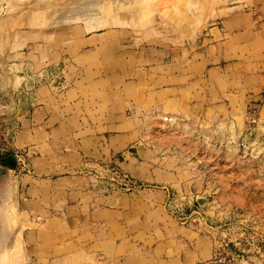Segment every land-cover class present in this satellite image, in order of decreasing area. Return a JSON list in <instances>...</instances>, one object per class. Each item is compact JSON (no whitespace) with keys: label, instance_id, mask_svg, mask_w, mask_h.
<instances>
[{"label":"rangeland","instance_id":"obj_1","mask_svg":"<svg viewBox=\"0 0 264 264\" xmlns=\"http://www.w3.org/2000/svg\"><path fill=\"white\" fill-rule=\"evenodd\" d=\"M259 6L0 0V264H264V99L254 73L198 57ZM165 70L185 104L165 102ZM116 112L122 129L90 130Z\"/></svg>","mask_w":264,"mask_h":264},{"label":"crops","instance_id":"obj_2","mask_svg":"<svg viewBox=\"0 0 264 264\" xmlns=\"http://www.w3.org/2000/svg\"><path fill=\"white\" fill-rule=\"evenodd\" d=\"M252 13L253 12L250 11V12H245L242 14H237L233 18L230 17L226 21V23L223 24L224 25L223 29H220L219 26L213 27L211 29L210 34L212 33V36L214 37L209 38L211 42H208L206 46V50L211 51V53L206 54V50L204 49V51L198 52V57L207 59V56H209L210 59L212 60V63L215 64L211 68L213 69V72L219 76L220 75L226 76V74H224L226 70H231L232 68L243 66L244 68H241V69H243L244 72L254 73V75L250 77L246 75L243 76L246 79L245 82L247 81L251 82L250 85L247 84L248 90L254 91L257 88L259 90V94H258L259 98L261 97L264 99V6L262 8L261 6H259V9L255 12L254 16L252 15ZM236 22H238V25L241 28L235 25ZM235 28H238V30H236ZM222 31L223 33H221ZM215 33H218L222 36L218 37L217 36L218 34L215 35ZM241 36L243 40L238 41L236 44L234 40L236 39V37H241ZM228 48L230 49L237 48L239 50L242 49V54H238L236 56H230L228 55V52H227ZM202 52H205V55L202 54ZM174 59H175V56L171 52L170 59L165 61V63L172 64ZM236 59L240 61H236ZM225 61H228V62L225 64ZM237 64H242V65H237ZM253 65L258 66V67L254 66L255 68H253ZM166 67L167 66H165V69ZM253 77H255V79L252 81ZM173 78L174 77L172 76V74H170V72L165 70V76L163 78L165 84L160 88L162 94L166 97L165 102L169 104H172V103L185 104L184 101L181 103L180 100H177L176 96L178 93L181 95L182 91H184L186 87L182 85L181 83L180 84L178 83L177 86H174ZM248 78L250 80H247ZM124 80H125V77L123 73L117 77V81H120L121 85L119 86L117 85L116 92L113 93V97H116V109L119 108V111L121 112L119 116H123V108H122L123 107V90L125 89L123 87L126 86V83L125 85H123ZM179 81L181 82L180 79ZM253 82L255 84H253ZM128 86L131 87L130 83L128 84ZM238 91L239 89H235V92H238ZM229 96H231L234 99L237 95L231 92ZM248 96L255 97L254 94L253 95L248 94ZM195 99H197L195 105L203 104V103L205 104V101L203 100L204 98L199 100V103H198L199 98L197 96L195 97ZM218 99L223 100L225 99V97L223 98V96H221ZM104 117L107 123H105L102 119H100L99 124L97 123L89 124V127L91 128L90 130L108 129V128L116 129V130L122 129L121 128L122 119H117L118 117L117 112H116L115 117L114 116L112 117L104 116ZM115 136H120V134L118 135V132H117L115 133ZM102 137L106 140L105 136H102ZM195 227H198V226H195ZM186 233L190 234V238L192 239L191 242H193V245H194L193 249L195 251L194 253H196L195 254L196 257L199 258V254H201V256H204V254H206V251L203 250V247L205 246L204 239L202 237H198V235L194 236L196 232L192 233V231H190V233L188 232ZM114 246H115V249L117 250L116 252L117 254L123 253L120 251L123 249L120 243L116 242ZM186 246H187V242L186 243L179 242V247H186ZM207 249H209L208 246L206 247V250ZM211 256H212V252H211L210 258ZM174 258L175 260L181 262L177 255H174Z\"/></svg>","mask_w":264,"mask_h":264},{"label":"built area","instance_id":"obj_3","mask_svg":"<svg viewBox=\"0 0 264 264\" xmlns=\"http://www.w3.org/2000/svg\"><path fill=\"white\" fill-rule=\"evenodd\" d=\"M169 198H170V192H169ZM172 207V206H171ZM175 209H178V208H176L175 207ZM178 211H181V213H180V216H179V218H180V220H182L183 222H187V221H189L192 217V214H189V215H186V213L183 211L182 212V210H178ZM195 212V211H194ZM193 212V213H194ZM191 217V218H190Z\"/></svg>","mask_w":264,"mask_h":264},{"label":"bare ground","instance_id":"obj_4","mask_svg":"<svg viewBox=\"0 0 264 264\" xmlns=\"http://www.w3.org/2000/svg\"><path fill=\"white\" fill-rule=\"evenodd\" d=\"M86 5H87V4H86ZM78 7H79V6H78ZM81 7H82V6H81ZM81 7H80V9H81ZM84 7H86V6L84 5L83 8H84ZM89 7L92 8V6H89V4H88V7H87V8H88V9H91V8H89ZM75 8H76V7H75ZM75 8H74V9H75ZM87 8H86V9H87ZM80 9H78V11H79ZM86 9H83V11L86 10ZM76 10H77V9H76ZM81 11H82V10H81ZM83 11H82V12H83ZM84 12H87V11H84ZM89 15H90V14H89Z\"/></svg>","mask_w":264,"mask_h":264},{"label":"water","instance_id":"obj_5","mask_svg":"<svg viewBox=\"0 0 264 264\" xmlns=\"http://www.w3.org/2000/svg\"><path fill=\"white\" fill-rule=\"evenodd\" d=\"M138 145L140 146L141 143H139ZM16 159H17L16 156H12L11 161H12V160H13V161H16ZM200 203H201V202H200ZM200 205H201V204H200Z\"/></svg>","mask_w":264,"mask_h":264}]
</instances>
